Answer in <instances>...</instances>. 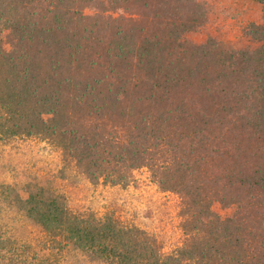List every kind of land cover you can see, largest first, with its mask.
I'll return each mask as SVG.
<instances>
[{"label":"trees","instance_id":"obj_1","mask_svg":"<svg viewBox=\"0 0 264 264\" xmlns=\"http://www.w3.org/2000/svg\"><path fill=\"white\" fill-rule=\"evenodd\" d=\"M207 19L204 0H0V143L49 140L93 183L146 168L184 238L42 187L18 208L107 264H264V17L242 48L185 38Z\"/></svg>","mask_w":264,"mask_h":264},{"label":"rangeland","instance_id":"obj_2","mask_svg":"<svg viewBox=\"0 0 264 264\" xmlns=\"http://www.w3.org/2000/svg\"><path fill=\"white\" fill-rule=\"evenodd\" d=\"M204 1L207 22L187 32L186 39L200 44L216 37L235 48L255 46L247 29L252 22H263L262 4L255 0ZM35 187L62 194L75 211L113 212L155 233L167 248L184 238L179 197L162 191L146 168L137 170L126 187L93 183L49 140L16 137L0 143V264H107L48 232L18 208L17 197L27 199ZM213 210L221 215L230 212L220 202L213 204Z\"/></svg>","mask_w":264,"mask_h":264}]
</instances>
